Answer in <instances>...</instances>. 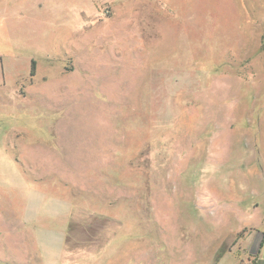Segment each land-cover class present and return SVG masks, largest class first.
<instances>
[{"label":"rangeland","instance_id":"obj_1","mask_svg":"<svg viewBox=\"0 0 264 264\" xmlns=\"http://www.w3.org/2000/svg\"><path fill=\"white\" fill-rule=\"evenodd\" d=\"M0 264H264V0H0Z\"/></svg>","mask_w":264,"mask_h":264},{"label":"trees","instance_id":"obj_2","mask_svg":"<svg viewBox=\"0 0 264 264\" xmlns=\"http://www.w3.org/2000/svg\"><path fill=\"white\" fill-rule=\"evenodd\" d=\"M35 70V60H32V66H31V71L30 74L33 75Z\"/></svg>","mask_w":264,"mask_h":264}]
</instances>
